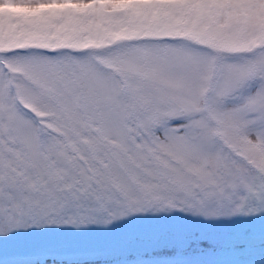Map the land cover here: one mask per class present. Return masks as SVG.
<instances>
[{"label":"snow or ice","instance_id":"6c2138e0","mask_svg":"<svg viewBox=\"0 0 264 264\" xmlns=\"http://www.w3.org/2000/svg\"><path fill=\"white\" fill-rule=\"evenodd\" d=\"M0 264H264V0H0Z\"/></svg>","mask_w":264,"mask_h":264}]
</instances>
